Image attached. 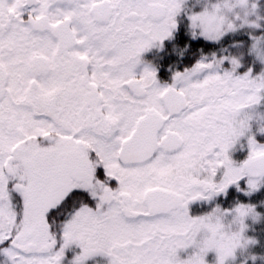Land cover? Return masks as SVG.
Masks as SVG:
<instances>
[{"label":"snow or ice","instance_id":"snow-or-ice-1","mask_svg":"<svg viewBox=\"0 0 264 264\" xmlns=\"http://www.w3.org/2000/svg\"><path fill=\"white\" fill-rule=\"evenodd\" d=\"M185 4L0 0V264H64L72 245L68 264H206L210 251L226 264L255 243L244 235L248 218L261 219L255 205L189 206L264 186V126L252 131L264 121L259 5L212 0L189 12L191 40L221 52L229 34L247 40L162 83L142 55L173 36ZM249 7L255 20L236 11ZM242 137L248 155L236 161Z\"/></svg>","mask_w":264,"mask_h":264},{"label":"rangeland","instance_id":"rangeland-1","mask_svg":"<svg viewBox=\"0 0 264 264\" xmlns=\"http://www.w3.org/2000/svg\"><path fill=\"white\" fill-rule=\"evenodd\" d=\"M211 2L212 0H186L184 10H182L181 13L176 18L178 27H177V30L173 33V36L170 39H167L163 42V45L160 46L158 49L159 51L150 49L142 55L143 61L157 68L158 77L162 83H170L171 76L174 71L176 70L182 71L185 67L190 66L194 62L193 58H191L190 56L186 58L185 51L183 50V48L180 47V42L178 41L179 39L177 35L184 34L186 35V37L190 38V35H189V23L190 22L187 18L188 13L191 11L198 12L201 10L204 4L211 3ZM252 2L258 3L259 8L257 11V15L261 17V19L258 22L264 25V0H252ZM236 11L239 13L242 19H245V18L249 20L256 19V15L246 16V13L251 12L250 7L246 9H236ZM233 37H234L233 34H229L227 37H225L223 44L225 45L226 48H227L226 41H233L234 40ZM201 40L203 39L202 38L197 39L196 41H201ZM231 49L233 52H229L231 54L228 53L225 55H237L235 54L236 52L239 54L238 49H233V48ZM142 67L143 65H141V68ZM257 111L261 114H264V108L262 107H258ZM254 122H257L260 126H264V121L259 120L258 117H257V120ZM258 140L260 142H264V138L262 140L261 139H258ZM230 154H231L232 159L236 161H241L245 159L248 155L247 138L242 137L240 141L237 142L236 145H234ZM218 176H219V173H218ZM242 185H243V182H242ZM262 189H263V186L259 190H262ZM232 190H235L237 192L235 186L230 187L228 192ZM222 195L224 194L217 195L208 201L211 202L212 200H217V198H220ZM205 203H206L205 200H197V201L192 202L190 206L191 205L194 206L196 204V206L202 207ZM190 214L194 215V213L193 212L191 213V211H190ZM202 214H203V211H202ZM195 215H198V214L196 213ZM225 219L229 223V225L226 224L229 226V230L231 231L237 230L238 226L231 222L232 220L231 217H226ZM244 235L247 239L254 240L255 243L246 244L243 247L236 249L235 253L239 250L241 251L244 250L248 254L249 257L242 258V257H239V255H237L236 253L234 254V256L236 259L238 257V260H236L235 264H264V259L259 258L262 256L260 252L264 250V248L259 246L257 239L252 238L250 236L249 232L247 231V228L245 230ZM192 251H193L192 248H189L185 251H181L180 252L181 258H186L188 255L192 253ZM79 252H80V249L76 247L75 245H72L68 250H66V258H65L64 264H68V260L72 259ZM232 258L234 257L229 258L226 261V264H231L230 260L234 261ZM205 259H206V264H216V253L214 251H210L205 257ZM86 264H107V258L102 257V256L92 257L86 262Z\"/></svg>","mask_w":264,"mask_h":264},{"label":"trees","instance_id":"trees-1","mask_svg":"<svg viewBox=\"0 0 264 264\" xmlns=\"http://www.w3.org/2000/svg\"><path fill=\"white\" fill-rule=\"evenodd\" d=\"M178 41L180 42V47L183 48L185 51V56L188 58L189 56L193 58V61H195L199 55L206 56L210 60L215 61L217 56L225 55L228 54L229 52H233L231 48H226L223 52L219 50L221 45H212L208 43L207 41L201 40V41H196V40H191L190 38L186 37V35H177ZM180 37V38H179ZM234 40H247V36L244 35L243 33H237L233 37ZM232 41H226V45L230 44ZM187 45V48H186ZM203 49V53H200L198 50ZM231 54V53H229ZM235 54L238 55L236 52ZM246 64L250 62L249 57H245ZM174 68V67H173ZM259 69V65L257 66V70ZM246 70V65L245 67H242L239 69L240 72H243ZM258 107L264 108V102H261V104ZM259 124L257 122H253L252 125V131L256 132L259 128ZM264 135H257V139H263ZM243 186V185H242ZM237 201L241 203H246V204H253L256 206V211L261 214V219L258 221H254L251 218H248L245 223L247 224V231L249 232L250 236L252 238L257 239L259 246L264 248V186L262 190H259L258 192L252 193L251 195H245L243 192H236L235 190H232L228 192L227 195H222L220 198H217V200H212L208 204L205 203L202 207L194 206L191 205L190 211L191 213L193 212L194 215L197 213L198 215L209 211L211 208L215 207L216 205H220L222 208H230L233 206ZM225 224L229 223L225 219ZM239 257L242 258H247L249 257L248 254L243 250H239L236 252ZM235 253V254H236ZM262 255L259 257L260 259H264V250L260 252ZM234 261L230 260L231 264H235L236 260L235 258H232ZM91 262V261H90Z\"/></svg>","mask_w":264,"mask_h":264},{"label":"flooded vegetation","instance_id":"flooded-vegetation-1","mask_svg":"<svg viewBox=\"0 0 264 264\" xmlns=\"http://www.w3.org/2000/svg\"><path fill=\"white\" fill-rule=\"evenodd\" d=\"M159 49V47H153V48H151V50H156V51H159L158 50ZM207 204L209 203V201H205ZM191 207V206H190Z\"/></svg>","mask_w":264,"mask_h":264}]
</instances>
